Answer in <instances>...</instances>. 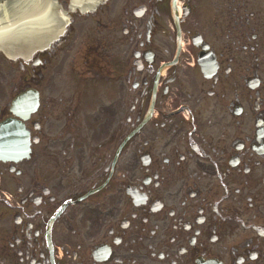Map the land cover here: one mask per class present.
<instances>
[{
    "label": "flooded vegetation",
    "instance_id": "flooded-vegetation-1",
    "mask_svg": "<svg viewBox=\"0 0 264 264\" xmlns=\"http://www.w3.org/2000/svg\"><path fill=\"white\" fill-rule=\"evenodd\" d=\"M105 6L104 43L98 19L79 50H52L58 101L46 83L52 52L41 72L40 54L0 53V86L15 71L3 115L41 91L25 123L30 157L0 162V264H264V0ZM123 110L119 143L93 150ZM235 184L260 198L235 206Z\"/></svg>",
    "mask_w": 264,
    "mask_h": 264
},
{
    "label": "water",
    "instance_id": "water-1",
    "mask_svg": "<svg viewBox=\"0 0 264 264\" xmlns=\"http://www.w3.org/2000/svg\"><path fill=\"white\" fill-rule=\"evenodd\" d=\"M24 1L25 0H15V2L13 3V5H12V9L14 10V8H16V10L18 9V8H20L21 7V4H23L24 3ZM30 1V0H29ZM28 4V3H27ZM10 7H11V4H8ZM3 11L4 10H6L7 12H9V10L7 9V8H1ZM48 11V10H47ZM11 13H12V11H11ZM42 13V12H41ZM49 14H51V16L50 17H47L46 18V16L45 17H43L42 16V19L44 20L43 22H45L46 23V21H48L47 19H49V24L50 23H53V21H51L52 20V15H53V11H51V13L50 12H48ZM25 15H26V11H25ZM24 16V15H23ZM48 16V15H47ZM24 18V17H23ZM9 23H10V19H9ZM48 26V25H47Z\"/></svg>",
    "mask_w": 264,
    "mask_h": 264
},
{
    "label": "snow or ice",
    "instance_id": "snow-or-ice-1",
    "mask_svg": "<svg viewBox=\"0 0 264 264\" xmlns=\"http://www.w3.org/2000/svg\"><path fill=\"white\" fill-rule=\"evenodd\" d=\"M33 7L37 10L43 12L45 16L48 15V9H50L51 5L47 3V0H34Z\"/></svg>",
    "mask_w": 264,
    "mask_h": 264
}]
</instances>
